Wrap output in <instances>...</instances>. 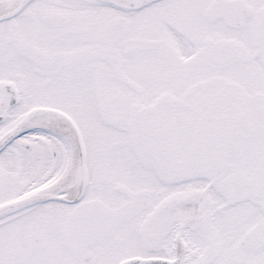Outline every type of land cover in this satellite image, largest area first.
Instances as JSON below:
<instances>
[{
  "label": "snow or ice",
  "instance_id": "1",
  "mask_svg": "<svg viewBox=\"0 0 264 264\" xmlns=\"http://www.w3.org/2000/svg\"><path fill=\"white\" fill-rule=\"evenodd\" d=\"M0 264H264V0H0Z\"/></svg>",
  "mask_w": 264,
  "mask_h": 264
}]
</instances>
